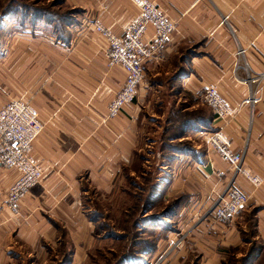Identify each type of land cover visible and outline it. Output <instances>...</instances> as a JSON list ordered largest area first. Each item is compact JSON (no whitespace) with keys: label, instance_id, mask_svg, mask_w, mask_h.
Listing matches in <instances>:
<instances>
[{"label":"crops","instance_id":"0c3cea01","mask_svg":"<svg viewBox=\"0 0 264 264\" xmlns=\"http://www.w3.org/2000/svg\"><path fill=\"white\" fill-rule=\"evenodd\" d=\"M151 1L176 22L172 44L162 62H143L135 99L106 119L126 72L118 64L107 66L108 41L91 23L99 19L121 34L138 12L132 2L80 0L81 22L67 24L65 36L50 33L51 21L24 8L0 14V106L6 100H24L37 109L43 125L31 149L43 172L39 183L18 200L16 214L6 206L5 195L19 172L0 167V264H48L59 247L70 254L67 264L81 262L83 252L98 239L99 213L86 203L88 190L101 203H108L117 189L126 197L131 194L128 183L135 184L132 175L140 167L144 128L166 111L181 124L175 137H187L195 145L206 135L196 124L206 117L221 128L234 151L243 152V167L262 179L253 188L242 175L234 176L233 185L249 195L248 202L231 220L211 217L219 239L214 262L222 264L232 249L236 257L249 253V264L264 255V78L251 87L242 81L263 70L264 0ZM152 36L148 27L143 39ZM239 48L241 56L236 54ZM210 84L236 110L225 125L201 100ZM250 88L260 96L253 108L243 103ZM175 151L165 168L158 165L168 175L159 178L156 196L148 202L193 184L196 202L213 204L231 179V164L206 147Z\"/></svg>","mask_w":264,"mask_h":264},{"label":"rangeland","instance_id":"374dc122","mask_svg":"<svg viewBox=\"0 0 264 264\" xmlns=\"http://www.w3.org/2000/svg\"><path fill=\"white\" fill-rule=\"evenodd\" d=\"M0 1L3 7L6 0ZM23 1L32 4L34 0ZM39 5L45 10L57 12L55 24L58 27L49 31L55 36L67 34V23L78 25L81 22L83 10L80 0H38L36 6ZM152 118L144 128L143 140L146 142L139 153L142 159L148 158V162H143L138 156L140 167L132 175L135 184H130V179L128 183L131 194L126 197L117 189L108 203H101L96 199V192L88 190L86 203L99 213L95 230L98 239H93V245L83 252V259L78 264H121V258L123 261L129 258L128 264H219V259L214 262V255H217L214 249H219V239L216 230L211 228V217H215L210 208L212 201L199 205L194 198L197 194L193 184L185 191L172 193L151 204L147 193L149 188L158 185L162 175H168L162 172L164 169L158 170V165L166 163L168 156L177 155L175 149L188 152L194 148L204 150L206 143L203 136L206 135H200L195 145L187 137H175L182 132L181 124L167 111ZM150 140L155 142L150 145ZM172 212L178 214L173 216ZM147 216L151 220H144ZM58 249L48 264L63 261L65 254L62 248ZM233 250L222 264H243V258L247 256L242 258L243 255L239 254L236 257L237 252L233 253ZM256 264H264V255Z\"/></svg>","mask_w":264,"mask_h":264},{"label":"built area","instance_id":"2783aa9c","mask_svg":"<svg viewBox=\"0 0 264 264\" xmlns=\"http://www.w3.org/2000/svg\"><path fill=\"white\" fill-rule=\"evenodd\" d=\"M129 1L137 7L138 12L125 25L121 34L113 33L99 19H94L91 23L108 41L107 66L118 64L126 72L123 85L107 106L105 119L115 116L124 104L133 102L137 86L143 79V62L151 59L160 63L164 60V51L172 44L170 34L176 27V22L151 0ZM148 27H152L153 36L149 40H144L143 34ZM236 54L243 55V49L239 48ZM262 78H264V62L262 71L253 78L247 75L242 81L251 87V82ZM255 92L250 88L247 97L243 100V103L251 108L260 99ZM200 96L201 100L212 109L215 120L221 121L222 125L235 116L236 110L226 103L214 85L205 87ZM42 128L37 109L28 102L11 99L0 106V167L13 168L19 172L5 195L6 206L13 214L18 212V200L40 181L43 169L31 154V149L33 140ZM205 143L207 148L215 151L233 168L231 179L216 195L210 207L216 219L231 220L246 208L249 197L247 193L233 185L234 176L242 175L253 188L258 187L262 179L243 167V152L231 148L230 140L220 127L212 131L206 130Z\"/></svg>","mask_w":264,"mask_h":264},{"label":"trees","instance_id":"16d2710c","mask_svg":"<svg viewBox=\"0 0 264 264\" xmlns=\"http://www.w3.org/2000/svg\"><path fill=\"white\" fill-rule=\"evenodd\" d=\"M37 1L38 0H34L33 2H32V4H29V3H27V2H24L23 0H6V2H5V4L3 5V7H1L0 6V14L1 13H3L2 11L3 10H6V9H8V8H11V9H13V8H19V9H22V8H24V11H26L27 13H29V14H32V15H42V17L44 18V19H47V20H49V21H51L52 23H53V27H52V29L53 30H55V29H57V27L58 26H56V22H57V20H58V17H57V12H53L52 10L51 11H48V10H45V9H43L42 8V6H36L37 5ZM1 2V1H0ZM47 12L49 13V14H47ZM68 24V23H67ZM208 106V105H207ZM209 107V106H208ZM212 110V109H211ZM204 116H207V114H205V112H204ZM212 117H215V114L213 113V111H212ZM207 121V119H206V117H204V119L203 120H201V122H197V124H196V127H200V129H205V130H209V131H212V130H215L216 128L215 127H213L212 125H210L209 123H207L206 122ZM199 124V125H198ZM187 127H189V128H192L193 126H191L190 124H188L187 125ZM174 150V149H173ZM176 150V149H175ZM151 190V191H150ZM149 192V196H150V198H153V197H155L156 196V192H157V188L155 187V188H149L148 189V191H147V193ZM149 198V204L151 203V200L152 199H150ZM158 200H161L160 198H156V199H154L153 200V203L156 201H158ZM150 217H145V219L144 220H151V219H149ZM247 257L245 258H243V264H249L248 262L250 261V259H251V256H249V254H247L246 255ZM69 259H70V254H68V255H65L64 257H63V261L61 260V262L59 263V264H67L68 263V261H69ZM129 258H126L124 261H123V259L121 258V264H128L129 263V260H128Z\"/></svg>","mask_w":264,"mask_h":264}]
</instances>
